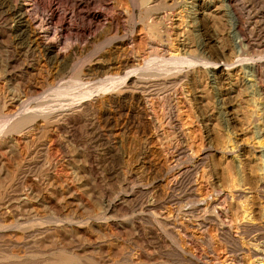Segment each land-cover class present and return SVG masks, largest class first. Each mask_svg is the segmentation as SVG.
Returning <instances> with one entry per match:
<instances>
[{"label":"rangeland","instance_id":"374dc122","mask_svg":"<svg viewBox=\"0 0 264 264\" xmlns=\"http://www.w3.org/2000/svg\"><path fill=\"white\" fill-rule=\"evenodd\" d=\"M231 3L0 0V264H264V0Z\"/></svg>","mask_w":264,"mask_h":264},{"label":"bare ground","instance_id":"6f19581e","mask_svg":"<svg viewBox=\"0 0 264 264\" xmlns=\"http://www.w3.org/2000/svg\"><path fill=\"white\" fill-rule=\"evenodd\" d=\"M85 1V0H84ZM172 1V0H171ZM227 2H228V7H230V10H231V12L232 13H234V15L236 16V13H235V11H234V9H233V6H232V0H226ZM62 2V1H61ZM82 2H83V0H82ZM87 4H90V1L87 3ZM86 5V4H85ZM146 7V6H145ZM144 7V8H145ZM147 7H148V5H147ZM23 8H25L24 6H21V7H19V9H20V11H21V9H23ZM82 8V3H80L79 1L77 2L76 1V3L74 4V8H73V10H72V18H75V16L76 15H81V9ZM143 8V7H142ZM149 9V8H148ZM147 10V9H146ZM154 11H155V9H153ZM156 12V11H155ZM13 14H14V16H15V19L17 20V25H19V27H20V29L21 30H24V31H27V28H26V26H27V22H28V24H36V26H37V29H42V28H44V32H45V35L46 36H48L49 34H48V32H49V30L52 28V24H53V17L51 16L49 19H44V20H39V19H37V18H35V19H24V15H23V13L25 14V13H27V11H23V12H21V13H18L17 11L16 12H12ZM150 13V12H149ZM154 14V13H153ZM153 14H152V16H153ZM52 15V14H51ZM100 13L99 12H97V11H94V12H88V13H85V15L83 16V18H85V17H87L88 19H89V23H92V22H94V21H98L99 20V18H100ZM155 16V15H154ZM30 18V17H29ZM157 21V20H156ZM158 22H159V20H158ZM25 28V29H24ZM86 29V28H85ZM236 29L238 30V25H237V27H236ZM10 30V29H9ZM15 30V29H14ZM238 32H239V30H238ZM154 33V32H153ZM240 33V32H239ZM154 35H156V34H154ZM45 36H40V39H42V45H43V48H44V51H45V53L47 54V55H49L50 53H52V52H54L55 50H56V47H57V45L55 44V42L56 41H51V42H48V41H46L45 40ZM158 46H159V49H160V47L162 46L163 47V45L162 44H159L158 43ZM58 55H60L59 53H58ZM124 65H126L127 63H128V59L127 60H125L124 62ZM130 72H131V70H130ZM159 74V73H158ZM136 75V74H135ZM138 75V74H137ZM147 76L148 77H153V73H148L147 74ZM133 77V76H132ZM131 79V76L130 75H128L127 76V78H126V81H129ZM146 87V86H145ZM144 89V88H143ZM144 100V99H143ZM145 102V101H144ZM144 102H142V99H141V103L142 104H144ZM144 106H146L145 104H144ZM21 113H23V112H21ZM27 114V113H26ZM179 119V118H178ZM30 120H32V117L30 116V115H24V113H23V115L22 114H19V116H17V118L14 120V123H13V125H12V127H13V129H14V127H17V128H19L20 126H23L24 124H26V123H28ZM185 135V134H184ZM182 152V151H181ZM184 153V152H183ZM220 212V211H219ZM223 220V219H222ZM214 221V220H213ZM223 223V222H222ZM249 224H250V222H249ZM253 224V223H252ZM230 225V224H229ZM225 232V231H224ZM226 233V232H225ZM214 241V240H213ZM228 256V255H227ZM71 260V259H70Z\"/></svg>","mask_w":264,"mask_h":264}]
</instances>
